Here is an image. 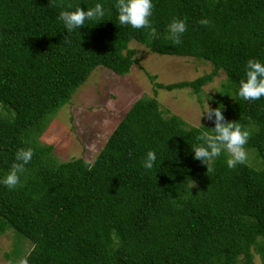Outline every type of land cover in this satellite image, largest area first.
<instances>
[{"label":"trees","instance_id":"16d2710c","mask_svg":"<svg viewBox=\"0 0 264 264\" xmlns=\"http://www.w3.org/2000/svg\"><path fill=\"white\" fill-rule=\"evenodd\" d=\"M98 2L104 21L68 34L59 13ZM114 3L0 0V176L19 148L34 151L22 186L0 184V235L13 232L19 264H264V97L236 95L247 60L264 61V0H153L151 27L140 30L119 24ZM174 17L187 21L179 45L168 37ZM133 41L210 62L191 81L157 83L190 88L200 102L224 72L214 108L251 131L255 163L228 169L222 154L208 172L191 145L214 120L190 126L152 96L132 104L93 162L56 159L40 142L50 118L97 67L129 74L140 62ZM149 150L163 160L151 171L141 164Z\"/></svg>","mask_w":264,"mask_h":264},{"label":"rangeland","instance_id":"374dc122","mask_svg":"<svg viewBox=\"0 0 264 264\" xmlns=\"http://www.w3.org/2000/svg\"><path fill=\"white\" fill-rule=\"evenodd\" d=\"M131 45L140 62L133 65L129 74L120 76L105 67H97L72 99L50 118L40 142L52 145L53 156L60 162L75 158L93 162L132 104L142 96L155 97L165 116L178 115L190 126H200L208 121L207 117H201L200 121V109L207 99L214 108L215 98L211 95L221 90L227 78L224 72L204 87L200 102L190 88L167 90L159 88L157 83L168 85L191 81L211 72L210 62L160 55L136 41ZM247 152V161L255 163L254 154L250 150ZM29 245L24 241L23 252L29 249ZM14 250L13 232L0 235V264H19L20 259ZM256 262L261 264L258 257Z\"/></svg>","mask_w":264,"mask_h":264},{"label":"clouds","instance_id":"9594fccd","mask_svg":"<svg viewBox=\"0 0 264 264\" xmlns=\"http://www.w3.org/2000/svg\"><path fill=\"white\" fill-rule=\"evenodd\" d=\"M68 7L69 9L72 8L71 5ZM114 7L117 10L120 25L130 26L135 30L151 27L150 17L153 15V0H115ZM105 15L106 10L103 4L98 2L94 7L86 10L81 7L63 10L59 13L58 19L69 34L77 29L80 30L87 23L97 24L104 21ZM200 23L207 25L209 21L205 18ZM186 31V18L174 17L171 19L168 25V37L175 45L182 43V36ZM65 41L71 43L68 37L65 38ZM129 47L131 48L133 45L130 44ZM236 95L244 101H255L264 97V61L253 58L247 60L244 76L240 80ZM208 101L209 99L204 102L200 109V121L201 117H207L210 121L214 120V127H208L210 131L199 130L196 137L198 143L191 145V151L194 153L193 159L199 160L210 172L215 160L223 154L226 157L228 169H235L238 165L247 162L248 152L245 145L250 139L251 131L237 121H227L222 104L213 108ZM33 156L34 151L31 147L19 148L15 152L10 169L0 176V184L9 190H15L18 186H22L21 177L26 172V166L33 160ZM162 161L158 159L156 151L149 150L142 157L141 164L145 170L151 171L157 166L160 167Z\"/></svg>","mask_w":264,"mask_h":264}]
</instances>
